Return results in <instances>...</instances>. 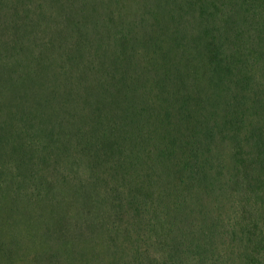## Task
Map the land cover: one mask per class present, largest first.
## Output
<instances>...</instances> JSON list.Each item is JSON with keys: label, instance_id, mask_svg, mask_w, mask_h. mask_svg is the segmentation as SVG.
Here are the masks:
<instances>
[{"label": "trees", "instance_id": "1", "mask_svg": "<svg viewBox=\"0 0 264 264\" xmlns=\"http://www.w3.org/2000/svg\"><path fill=\"white\" fill-rule=\"evenodd\" d=\"M0 264H264V0H0Z\"/></svg>", "mask_w": 264, "mask_h": 264}]
</instances>
